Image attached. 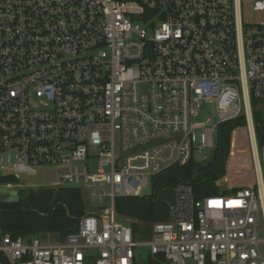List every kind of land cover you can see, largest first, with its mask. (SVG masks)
<instances>
[{
    "label": "built area",
    "instance_id": "2783aa9c",
    "mask_svg": "<svg viewBox=\"0 0 264 264\" xmlns=\"http://www.w3.org/2000/svg\"><path fill=\"white\" fill-rule=\"evenodd\" d=\"M251 98L264 101V0H0V178L54 170L89 204L54 244L0 228V264H138L144 247L166 264H264ZM238 117L252 185L197 200L177 184L168 219L136 240L115 200L212 155Z\"/></svg>",
    "mask_w": 264,
    "mask_h": 264
},
{
    "label": "trees",
    "instance_id": "16d2710c",
    "mask_svg": "<svg viewBox=\"0 0 264 264\" xmlns=\"http://www.w3.org/2000/svg\"><path fill=\"white\" fill-rule=\"evenodd\" d=\"M257 100L251 98L252 118L255 140L261 148L264 144V115L256 109ZM243 117L218 124L214 155L199 163L191 160L185 166H172L152 178L149 196L119 198L114 209L117 216L134 221L131 225L136 240L147 241L152 225L168 219V206L165 202H156L158 192L175 187L177 184H189L195 199L226 194L216 183L225 177L226 164L230 154L231 135L237 128L245 127ZM1 184L14 186L17 181L2 176ZM89 204L85 195L76 188L37 189L28 191L18 202L0 203V228L14 236L37 237L40 234L58 235L63 240L76 226L78 220L86 215ZM145 264H166L159 254H147Z\"/></svg>",
    "mask_w": 264,
    "mask_h": 264
},
{
    "label": "rangeland",
    "instance_id": "374dc122",
    "mask_svg": "<svg viewBox=\"0 0 264 264\" xmlns=\"http://www.w3.org/2000/svg\"><path fill=\"white\" fill-rule=\"evenodd\" d=\"M256 109L264 115V101L257 100ZM210 117L213 122L216 121L214 116V110H208ZM245 127H240L234 130L231 135V147L230 152L226 164L225 177L221 179L222 183L219 184V188H242L246 186L252 185L254 182V174L252 172V161L249 154V141L247 139V132L244 129ZM233 146V147H232ZM210 153L208 151H203L200 154H194L193 159L196 162L202 163L204 158L207 160L210 159ZM206 160V161H207ZM205 162V161H204ZM18 183L15 184L18 190V197L24 198V195L28 191H36L37 189L47 188L49 190L57 189L63 186L62 182L58 178L57 172L46 171L40 172L35 176L28 177L26 175H20L17 179ZM220 181V180H219ZM144 195L149 196L150 189L147 188L143 192ZM107 204H103L106 206ZM40 236L45 243L54 244L61 240H59L58 235H48V234H40ZM148 249L146 247L139 248L137 252V260H139L138 264H145L146 257L148 254Z\"/></svg>",
    "mask_w": 264,
    "mask_h": 264
},
{
    "label": "water",
    "instance_id": "95a60500",
    "mask_svg": "<svg viewBox=\"0 0 264 264\" xmlns=\"http://www.w3.org/2000/svg\"><path fill=\"white\" fill-rule=\"evenodd\" d=\"M213 155H214V152H213ZM6 190L10 192V194L7 195L9 196L8 198H9L10 203H15L19 201L20 197H18L17 190L15 188L6 189ZM156 202L157 203L165 202L168 206L173 205L175 202V193H174L173 188L169 187V188L160 190L158 192Z\"/></svg>",
    "mask_w": 264,
    "mask_h": 264
}]
</instances>
